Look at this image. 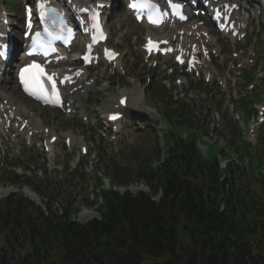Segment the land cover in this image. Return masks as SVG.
<instances>
[{
    "label": "trees",
    "instance_id": "16d2710c",
    "mask_svg": "<svg viewBox=\"0 0 264 264\" xmlns=\"http://www.w3.org/2000/svg\"><path fill=\"white\" fill-rule=\"evenodd\" d=\"M260 97L256 90L246 99L247 116ZM151 101L173 128L193 125L202 132L182 108H169L157 85ZM224 140L223 147L214 145L211 158L200 156L190 135L173 140L158 167L152 165L156 142L147 155L134 153L124 167L122 160L110 163L111 185L139 181L149 192L101 191L100 219L85 224L70 219L72 203L61 204L60 214L53 209L55 188L37 187L47 216L18 195L7 197L0 203V234L16 243L0 248V264H264V173L254 198L243 187L233 140ZM217 154L227 159L224 171ZM259 157L264 161V147Z\"/></svg>",
    "mask_w": 264,
    "mask_h": 264
},
{
    "label": "rangeland",
    "instance_id": "374dc122",
    "mask_svg": "<svg viewBox=\"0 0 264 264\" xmlns=\"http://www.w3.org/2000/svg\"><path fill=\"white\" fill-rule=\"evenodd\" d=\"M7 1V0H6ZM9 1V0H8ZM16 2V6L17 8L15 10H10V21L12 26L14 27V30H17V27L19 26L18 23V18H19V14H20V9H21V5L22 2L24 0H14ZM118 1V0H117ZM114 3V9L112 12H109L108 17V28H109V32L111 35V39L110 42L112 44V46L118 48L120 50V52L122 53V57L120 55L119 57V62L120 64H122L126 69V75H116L117 73H114V78H110V82L109 83H105L103 81V77H102V67L96 68L94 70L91 71V74L97 77V80L95 79V82H100L99 84L94 83V87L95 89L91 90L93 96L91 97L90 103H92L93 105H88L86 108L87 113L89 114L90 117L94 118L96 113V108L101 105V104H107L109 103V101L115 97L117 94H120L122 91H127L128 93H131V99L132 100H138V104L139 106L144 105L146 97L144 96L146 89H144V85L146 83V79L148 78V76H150L154 81L158 80L161 76V69H163V65H165L166 67H168V61H164V63L161 64H157L158 67L156 68V70H152V67L149 66V68H147V64L146 62H143L142 60V53L139 51V43H141V39L143 34L145 33V29L144 27H142L141 25L135 24L132 19L130 18V16L128 15L127 11L124 9L122 4H117L118 2ZM7 6L10 9L11 4L9 2H7ZM112 13V17L111 16ZM21 15V14H20ZM254 32H252V34H248V39L253 38L254 36H256V39H258L259 34H257L256 29H253ZM260 37L263 39L264 38V34L260 35ZM259 37V38H260ZM226 40H223V42H225ZM251 47H249L248 49H250ZM226 49V47L224 48V50ZM239 50L236 49V51ZM231 50L230 48H228L224 53H223V60H228L231 59ZM239 58L242 57L241 54H239ZM141 57V60H140ZM264 73V71H263ZM262 73V75H260V77L262 76V78L259 77L258 79H256L255 85L256 87L261 84V80L264 77V74ZM154 75V76H153ZM126 76H130V77H135L136 80V84L132 85L126 78ZM156 77V78H155ZM8 80L6 84H2L0 86V94L2 93H10L12 94L15 98H16V103H18L19 99L24 100V98L17 92L16 90V84L14 82V79L12 78V76L8 77ZM156 79V80H155ZM128 81V82H127ZM264 81V80H263ZM116 82H118V84H116ZM145 82V83H144ZM238 83V88L234 89V97L235 99H239L238 101V105L241 106H245L242 102V98H245V95H247L248 93H250L251 91H247L244 87H242L241 82H239L237 80ZM125 86V87H124ZM255 87V88H256ZM95 91V92H94ZM130 91V92H129ZM134 96V97H133ZM114 100V98H113ZM88 103V100L86 101ZM148 103V102H147ZM24 104L29 108L32 109L34 111H36L37 115H40L45 121L46 124L49 126L50 129H53L57 134H62V132H65L67 129L69 128H75L74 124L72 122L73 118H66L64 116H62L60 113L58 112H54V111H46L45 109L42 108H37V106H34L30 101H24ZM89 104V103H88ZM38 109V110H37ZM76 129V128H75ZM222 129V126L219 127V131ZM238 132L239 130L236 129ZM77 133H81V129L79 128ZM220 134V132H218V135ZM209 139L206 140L207 143H213V141L215 140L216 134L213 133L211 136H208ZM21 138H19L20 141ZM11 144H13V142H10ZM21 144V143H20ZM19 144V145H20ZM13 145L14 148H11L9 145H6V149L7 151H9L8 154V158H9V163L13 164L12 166H16L15 160L20 157L22 155V152H27L29 153V149H22V147H19ZM22 145V144H21ZM18 150H16L17 148ZM200 148H204L201 147ZM31 152H34L37 156H39L41 154V151L39 150H30ZM57 151L61 152L60 155L58 156L57 159H55L53 161V163H55V161H57L58 163L61 162L62 164H64L66 158L65 156L67 154L63 153V150L58 149ZM216 153V149L214 146L211 147V150L209 152L208 158H211L213 156V154ZM242 165L245 166V171L247 173H249V170L247 168L248 166V158L244 157L241 159ZM46 163V162H45ZM47 164L48 165V170L49 169H54V164ZM70 163V162H69ZM101 167V173L104 174L105 170L103 171V166L99 165ZM17 169V168H16ZM21 171V170H20ZM85 171L90 172L91 168L88 167L87 169H85ZM249 175V174H248ZM251 177H250V181L251 182ZM31 181H34V179H31ZM5 182L9 185V182L7 180L4 179H0V186L1 183ZM85 186L88 190L87 194H89V188H88V180L87 178H84L81 181H77L76 182V194L74 195L75 197V204H73L74 207L79 208V216L81 217V213L83 212V210L86 211H92L95 210V208L93 207L92 209L90 208L91 206H87L84 205L83 202L81 201L83 199V197L85 196ZM254 186V183L252 182L251 184H246L245 187L246 188H250L249 191H252ZM15 188H21L22 186L15 184L14 186ZM27 188V187H24ZM23 188V190H24ZM138 188H140V186H138ZM29 189V188H28ZM20 190V189H19ZM139 190V189H138ZM74 191V190H72ZM20 192L24 194V191ZM94 212V211H93ZM98 218V214L94 215L93 217L87 219L90 220L92 218ZM77 219H79L77 217ZM79 221V220H78Z\"/></svg>",
    "mask_w": 264,
    "mask_h": 264
},
{
    "label": "snow or ice",
    "instance_id": "6c2138e0",
    "mask_svg": "<svg viewBox=\"0 0 264 264\" xmlns=\"http://www.w3.org/2000/svg\"><path fill=\"white\" fill-rule=\"evenodd\" d=\"M136 5L133 4L132 7H135ZM183 19V17H181ZM153 23H157L158 21H151ZM151 43V41H150ZM3 55V52L0 51V56ZM25 72H28L29 75L27 78H25ZM43 75V70L40 68L39 65L37 64H32L30 65L28 68L26 69H22L21 70V73H20V78H21V83L24 85L25 87V90L26 91H30V94H33V95H37V98H41V96H39L37 94V92H43V88L40 87L37 89V85L39 84V77ZM49 79H51V77H49ZM30 86H31V89H37L36 91H31L30 90ZM45 102H53V101H50V100H45ZM58 102V97H57V101ZM123 102V101H122ZM112 119H115L116 117L113 116L111 117Z\"/></svg>",
    "mask_w": 264,
    "mask_h": 264
},
{
    "label": "bare ground",
    "instance_id": "6f19581e",
    "mask_svg": "<svg viewBox=\"0 0 264 264\" xmlns=\"http://www.w3.org/2000/svg\"><path fill=\"white\" fill-rule=\"evenodd\" d=\"M179 29H181V28H179V27H177L176 29H174L173 30V33H177V31L179 30ZM130 92V91H129ZM67 93H68V91H67ZM9 97H10V99H12L11 98V96H9V95H5L4 97H2V99H6L7 100V102L5 103V105H9V108H11L10 107V103H9ZM120 97V96H119ZM119 97H117V98H119ZM131 97V96H130ZM117 100V99H116ZM113 102H111V104H112ZM116 103V102H115ZM134 103H138V100L136 99V100H134ZM127 104V103H126ZM113 106V105H112ZM146 111H149L148 109H145ZM34 121L36 122V120L34 119ZM52 135V134H51ZM50 135V136H51ZM9 190V189H8ZM25 194L26 195H28L30 198H32V199H37V197H36V195L34 194V193H32L31 191H29V190H25ZM81 212V211H80ZM80 214V213H79ZM94 216V214L91 212V211H86V210H83V212L81 213V217L79 216V220L80 221H85V220H87V219H89V218H91V217H93Z\"/></svg>",
    "mask_w": 264,
    "mask_h": 264
}]
</instances>
